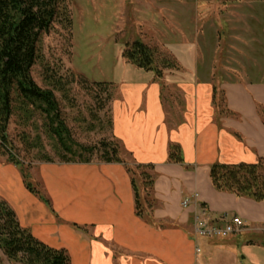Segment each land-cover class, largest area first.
<instances>
[{
    "label": "crops",
    "instance_id": "obj_1",
    "mask_svg": "<svg viewBox=\"0 0 264 264\" xmlns=\"http://www.w3.org/2000/svg\"><path fill=\"white\" fill-rule=\"evenodd\" d=\"M128 5L130 0L122 1V13ZM111 9L127 30L128 10L121 16ZM151 11L155 16L156 5ZM212 13H204L203 23L197 15L195 29L182 27L179 44H163L178 69L159 66V78L119 57L115 74L102 82L117 91L111 125L114 139L132 158L125 161L155 167L153 222L136 214L124 164H44L42 198L27 189L18 172L1 180L20 225L50 248L66 251L71 264H264V202L216 191L209 174L214 164L264 159V77L254 79L244 69L239 79H216V61L205 57L216 52L213 38L220 30ZM164 30L173 31L171 25ZM207 34L202 51L196 39ZM124 36L133 37L131 43L140 39ZM216 91L224 113L214 104ZM172 145L180 148L183 164L169 161ZM185 200L192 203L187 208ZM235 218L245 225L240 234L209 238L197 232V219L224 228Z\"/></svg>",
    "mask_w": 264,
    "mask_h": 264
},
{
    "label": "rangeland",
    "instance_id": "obj_2",
    "mask_svg": "<svg viewBox=\"0 0 264 264\" xmlns=\"http://www.w3.org/2000/svg\"><path fill=\"white\" fill-rule=\"evenodd\" d=\"M122 1L124 0H71L73 19L71 31L65 29L63 25L55 26L50 35L43 39L41 45L43 60L32 70L33 79L42 89H50L49 81L45 80V67H51L68 81L74 76V83L68 87L65 96L61 92H55V95L74 141L86 147L99 149L89 156L91 161L95 162H104L103 151L106 148L103 143L111 149L117 142L114 140L111 125L112 101L106 103V94L99 93L91 85L110 79L115 74L117 59L123 58L125 45L131 44L133 39L126 38L124 36L126 33L139 35L140 39L137 40L156 49L157 60L161 66L162 62L169 58V53L162 48L165 41L170 40L173 44H179L182 27L195 29L197 15L203 23L204 13L213 12L212 17L220 30L213 38L216 52H213V55L205 53V57H211L216 61V79L221 81L239 79V74L244 69L248 73H253L254 79H259L260 75L257 74L260 73L261 77H264V0H130L131 5L125 7L129 15L126 20L130 19V16L132 20L130 22L125 20L128 26L125 31L123 22L119 21L118 25L116 15L110 12L112 8L116 11L119 9L121 16L127 13V10L121 12ZM153 5H156L155 16L152 11L149 12ZM167 11H171L170 16L167 15ZM230 14L235 16L236 21L234 18L233 21L226 19L228 16L230 18ZM120 25L121 30L118 31L117 26ZM168 25H171L173 30L169 35L164 30ZM243 31L247 33L244 36L249 37H241ZM208 39V34L196 39L202 46V51ZM128 40L130 42H127ZM111 93L113 99L116 98L117 91L114 87L111 88ZM173 93L177 92L174 90ZM218 100L224 104L221 97ZM16 108L17 105L8 132L23 166L18 167L9 162L7 151L1 149L0 201H6L3 194H7V190L1 180L4 181L3 177L5 178L7 174L18 172L17 174L24 180V171L30 177L32 185L43 191L42 171L44 164H48L43 157L49 156L54 161L53 164L62 163L63 152L56 140L48 134L45 117L37 111L28 115ZM119 146L122 158L131 162L132 158L123 150L121 144ZM68 157L78 161L88 158V155L76 152L69 154ZM138 187L142 199L145 200L146 194L150 195V190L146 192L143 190L140 179ZM0 261L3 264H15L1 249Z\"/></svg>",
    "mask_w": 264,
    "mask_h": 264
},
{
    "label": "trees",
    "instance_id": "obj_3",
    "mask_svg": "<svg viewBox=\"0 0 264 264\" xmlns=\"http://www.w3.org/2000/svg\"><path fill=\"white\" fill-rule=\"evenodd\" d=\"M70 3L71 0H0V153L1 149H5L9 162L18 167L23 166V163L15 152L8 132L16 105L18 111H24L28 115L37 111L45 117L48 134L56 140L63 152L62 163H91L90 157L99 150L97 147L77 144L62 117L55 92L64 93L65 96L68 87L74 83V76L68 81L51 67H45V80L49 81L50 89L40 88L32 76L33 68L43 60V39L57 25H63L71 31L73 19ZM157 54L156 49L136 40L125 45L123 58L140 69L154 71L160 78L162 71L159 69ZM161 66L165 69L179 68L171 55ZM91 86L99 93L106 94V103L112 101V84L99 82ZM214 104L224 113L223 102L218 100L217 91L214 93ZM261 112L264 113L263 110ZM103 146L106 148L103 151V161L124 164L131 177L136 214L148 222H153V211L157 206L154 196L157 177L155 167L127 163L121 156L118 142L111 149L107 148L109 146L106 143ZM76 152L88 155V158L76 161L68 157ZM43 158L46 163L54 162L49 156L45 155ZM169 161L183 164L178 146L170 147ZM23 173L27 189L41 197L40 192L30 182V177L26 172ZM209 174L216 191L257 203L264 202V159L260 158L254 164H214L210 167ZM138 179L145 192L150 190V195L146 194L145 200L141 197ZM0 249L15 264H71L66 251L50 248L37 240L28 229L23 228L15 212L2 200ZM0 264L3 263L0 261Z\"/></svg>",
    "mask_w": 264,
    "mask_h": 264
},
{
    "label": "built area",
    "instance_id": "obj_4",
    "mask_svg": "<svg viewBox=\"0 0 264 264\" xmlns=\"http://www.w3.org/2000/svg\"><path fill=\"white\" fill-rule=\"evenodd\" d=\"M196 198H198V196H196ZM191 204L192 203L189 200H185L183 202V207L187 208ZM197 225H198L197 228L198 234L209 238L240 234L245 228V225L240 218H235L230 225H227L224 228H212L209 226V223L206 219L204 220L197 219Z\"/></svg>",
    "mask_w": 264,
    "mask_h": 264
}]
</instances>
